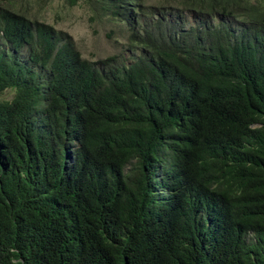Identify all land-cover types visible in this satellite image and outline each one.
<instances>
[{"label":"trees","instance_id":"16d2710c","mask_svg":"<svg viewBox=\"0 0 264 264\" xmlns=\"http://www.w3.org/2000/svg\"><path fill=\"white\" fill-rule=\"evenodd\" d=\"M48 3L0 0V264H216L206 215L231 230L223 264H264V0H63L120 17L139 51L71 67ZM185 12L220 27L185 29ZM168 165L187 189L159 204L150 177Z\"/></svg>","mask_w":264,"mask_h":264},{"label":"clouds","instance_id":"9594fccd","mask_svg":"<svg viewBox=\"0 0 264 264\" xmlns=\"http://www.w3.org/2000/svg\"><path fill=\"white\" fill-rule=\"evenodd\" d=\"M104 11L106 12V15H102L100 16V18L95 20L110 25L109 33L117 34L120 37H125L126 44L124 45L121 42V49L118 50L116 54H111L103 58L91 60L82 56V54L76 48V45L71 39L70 41L72 42L74 47L72 48L70 46H62L59 54V56H64V53H66V48H70L74 51L75 53L74 59L72 60L67 59V63H66L67 66L71 67L73 65H76L78 61H81L82 59L96 63L99 60L112 57V55H118L119 58H124L126 60V63L134 61L135 56L138 54L139 51L126 50V47L128 46L127 24L125 22H121L120 17L114 16L106 10ZM156 12L157 11H151L147 16H144V18H146V20L151 24L155 25L159 19H162L159 16L157 17ZM187 16H190L192 18V20L195 23L194 25L193 24L188 25ZM163 20L166 22V24L161 29L169 30L171 28L169 24V22H171L170 17H166ZM199 24L205 26L206 29H210V30L217 29L220 27L221 19L219 17L203 19L188 12L184 13L183 27H185V29L191 27H197ZM108 36H110V34H108ZM127 52L130 53L129 56L127 55ZM24 55L26 58H28L26 52H24ZM47 66L48 64H46L45 67L47 68L46 72L43 69V72L41 74L42 78L39 81H43L45 79L46 73L47 75H49V70H48L49 68ZM29 80L30 79L23 78L21 83H27ZM39 92H40V96H39L38 105L42 107H46L49 102V98L47 96V89L41 86ZM11 95H12V91H10V96ZM34 111L37 112V114H40L39 111L37 110ZM32 120L40 126L44 125V123L41 121V119L38 116L33 117ZM82 133L83 132L80 123H76V125H72L71 127L64 128L63 137H68L70 140L69 143L66 144L65 146L69 153V157H68L69 167L67 170L68 174L72 173L74 171V168L80 164V152L76 151V149L82 147ZM128 168H129V163H127L123 167V171L128 170ZM150 178L154 183V192L152 193V196L158 199L159 204H163L165 202L171 203V201L174 200V195H178L180 191L187 189L188 179L184 170L180 165L178 167H176L175 165H168L164 169L155 170V172L152 173V177ZM201 226L202 229L204 230V233L207 235L206 237L207 240L203 243L200 249L201 253H203L210 261H213L216 264H223L226 258V247L224 242L225 239L231 238V230L228 229L226 222L222 217L215 215H206L205 219L202 220L201 222ZM251 236L252 234H247V238H250Z\"/></svg>","mask_w":264,"mask_h":264},{"label":"rangeland","instance_id":"374dc122","mask_svg":"<svg viewBox=\"0 0 264 264\" xmlns=\"http://www.w3.org/2000/svg\"><path fill=\"white\" fill-rule=\"evenodd\" d=\"M40 14L56 29L70 35L76 48L87 59L96 60L116 54L121 49V42L126 44L125 37L109 33L110 25L90 20V11L82 5L65 8L63 0H49L48 6ZM187 19L188 25L195 24L190 16ZM127 55L130 53L127 52Z\"/></svg>","mask_w":264,"mask_h":264}]
</instances>
